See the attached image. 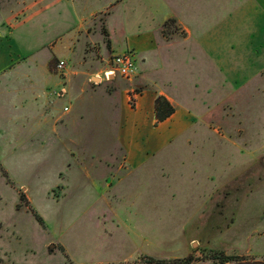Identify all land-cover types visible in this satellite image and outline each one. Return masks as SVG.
<instances>
[{
  "label": "rangeland",
  "instance_id": "rangeland-1",
  "mask_svg": "<svg viewBox=\"0 0 264 264\" xmlns=\"http://www.w3.org/2000/svg\"><path fill=\"white\" fill-rule=\"evenodd\" d=\"M146 1L0 0V25L20 19L13 38L37 63L22 73L64 87L47 97L14 72L1 90L0 264H264V71L235 65L229 80L217 68L166 67L160 79L183 83V111L199 120L174 136L147 128L143 113L136 131L124 119L135 111L134 79L104 72ZM150 1L161 14L171 0ZM217 1L187 4H211L199 18L212 12L219 26ZM22 4L32 19L21 20ZM87 5L105 9L77 28ZM120 139L135 167L119 168Z\"/></svg>",
  "mask_w": 264,
  "mask_h": 264
},
{
  "label": "crops",
  "instance_id": "crops-1",
  "mask_svg": "<svg viewBox=\"0 0 264 264\" xmlns=\"http://www.w3.org/2000/svg\"><path fill=\"white\" fill-rule=\"evenodd\" d=\"M59 1L57 0L58 3ZM85 1L88 4L90 2V0ZM122 1L117 0L119 3ZM214 1L215 3L218 2L217 0ZM203 2L211 3V0H203ZM43 3L39 4L41 6L38 9L40 10L39 16H42L51 5V3L48 5L47 3ZM222 3L225 17L221 20L222 25L219 26H217L216 19L215 21L208 19L213 14L212 12L207 14L205 18H199L207 6L211 10V4L196 6L187 4V0H171L169 2L170 5H166L162 13L158 14V7L152 1L147 0L142 10H139L137 7L132 9L137 25L134 28L131 27L128 36L123 38V51L120 48H118V51H132L135 56L138 71L134 78V85L138 87L139 95L135 111L133 110V113L129 115L130 118L124 117V119L131 121L136 131L144 128L140 122L138 124L136 121L139 114L143 113H145L147 120L145 122L147 128L157 132L165 129L168 132H172L174 136L177 134L178 136H182L185 131L192 129L199 120L192 116L189 109L183 111V107L180 104V91L184 90L183 83L180 80H173L171 78L160 79L166 67L192 66L195 68H217V72H222L230 80L238 76L233 71L236 70V66L240 68L243 64H250V72L254 76L262 75L264 71V0H224ZM22 5L20 13L23 18L21 20L32 19L25 18V12L32 9L31 6H28L29 9H27L25 4ZM102 10L100 8L91 10L89 5L85 6V10H82L81 15H77V28L81 27L84 20H89L92 15ZM134 14H132L133 18ZM19 21L20 19L14 18L11 24L9 23L11 29L2 24L0 25V102L2 103L3 101L1 90L4 87L7 88L5 84L10 83L11 75L14 72H18L16 76L21 78V81H27V84L30 86L35 87L37 85V88L45 96L48 97L50 95L49 89L57 90V94L60 96L64 90L62 82L52 78L48 80L40 78V81L36 82L35 76L22 73L23 69L29 66V62L34 61V65L37 63H35L36 60L26 58V56H29V53L27 54L22 48H19L13 38L14 27L19 24ZM143 21L148 23L147 27L142 25ZM70 43L71 38L64 44L63 50L65 56L66 47ZM41 49L42 47L36 50V52ZM242 50L245 53L240 55L243 53ZM50 53L49 55L55 57L59 54L55 53V46L52 45H50ZM93 75L96 74H91L89 76L90 80ZM12 79L15 80L14 78ZM97 79L99 80L98 85L103 83L101 77ZM158 96L164 97L171 104L174 108V113L167 120L155 126L154 100ZM126 109V107L124 108L125 111L121 109L122 114L127 113ZM64 111H67V109ZM51 120L54 121V124L57 121L56 118H52ZM125 126L123 124L121 129H124ZM176 131L178 132L176 133ZM175 138H168L166 141L171 143ZM124 141L125 139L118 141L119 146L124 151L119 168L127 169L135 167V160H133L132 156L133 146L129 142L125 144ZM142 147L144 148V146ZM144 150L147 154L150 153L147 148H144Z\"/></svg>",
  "mask_w": 264,
  "mask_h": 264
},
{
  "label": "built area",
  "instance_id": "built-area-1",
  "mask_svg": "<svg viewBox=\"0 0 264 264\" xmlns=\"http://www.w3.org/2000/svg\"><path fill=\"white\" fill-rule=\"evenodd\" d=\"M57 69L58 71L63 70L64 63L59 62ZM137 71V65L133 52L125 51L112 57L111 67L109 70L104 72V79L108 80L109 76H114L115 73H119L123 79L132 81L136 77Z\"/></svg>",
  "mask_w": 264,
  "mask_h": 264
},
{
  "label": "trees",
  "instance_id": "trees-1",
  "mask_svg": "<svg viewBox=\"0 0 264 264\" xmlns=\"http://www.w3.org/2000/svg\"><path fill=\"white\" fill-rule=\"evenodd\" d=\"M174 113V108L171 106V104L162 96H158L154 100V120H155V126L159 123L164 122L169 117H171ZM22 197V196H21ZM23 199V197L21 198ZM154 261L149 258L147 260L146 264H152ZM159 263V262H157ZM159 264H165V263H159ZM185 264H192V261L189 262V260Z\"/></svg>",
  "mask_w": 264,
  "mask_h": 264
},
{
  "label": "water",
  "instance_id": "water-1",
  "mask_svg": "<svg viewBox=\"0 0 264 264\" xmlns=\"http://www.w3.org/2000/svg\"><path fill=\"white\" fill-rule=\"evenodd\" d=\"M91 80H92V82H94V83H98V82H99V80H98L97 78H92Z\"/></svg>",
  "mask_w": 264,
  "mask_h": 264
}]
</instances>
